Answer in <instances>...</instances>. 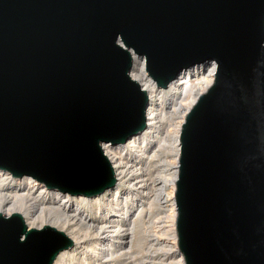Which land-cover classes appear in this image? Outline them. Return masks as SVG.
<instances>
[{"label": "water", "instance_id": "water-1", "mask_svg": "<svg viewBox=\"0 0 264 264\" xmlns=\"http://www.w3.org/2000/svg\"><path fill=\"white\" fill-rule=\"evenodd\" d=\"M263 37L264 0H0V169L98 196L115 184L100 143L146 127L117 39L145 55L157 88L214 60L180 133L178 248L185 264H264ZM71 247L0 214V264H52Z\"/></svg>", "mask_w": 264, "mask_h": 264}, {"label": "bare ground", "instance_id": "bare-ground-1", "mask_svg": "<svg viewBox=\"0 0 264 264\" xmlns=\"http://www.w3.org/2000/svg\"><path fill=\"white\" fill-rule=\"evenodd\" d=\"M261 43L264 46V37ZM117 44L129 52L132 61L128 76L145 91L148 100L144 112L146 127L141 133L122 145L100 143L113 171L114 186L91 198L75 197L67 192L48 191L44 183L29 175L14 179L12 173L0 169V214L3 218L20 214L28 229L49 226L63 232L73 247L58 251L52 264H144L142 258L135 257L143 250V218L155 204L160 205L165 207L164 233L169 234L171 247L177 253L175 263L185 264L176 231L180 133L187 112L215 82L217 64L210 60L188 66L165 89L157 88L156 81L146 73L145 55L127 48L120 38ZM161 114L169 120L178 115L162 139L165 126L159 120ZM165 142L170 155L162 157ZM160 162L166 167L157 182L152 170L160 167ZM156 182L160 183L158 188ZM149 190L150 194L155 193L153 197Z\"/></svg>", "mask_w": 264, "mask_h": 264}, {"label": "rangeland", "instance_id": "rangeland-1", "mask_svg": "<svg viewBox=\"0 0 264 264\" xmlns=\"http://www.w3.org/2000/svg\"><path fill=\"white\" fill-rule=\"evenodd\" d=\"M178 115L175 114L172 116L171 120H169V117L161 116L159 117V120L164 123L165 128L161 132V139L164 138L165 133L164 131H168L172 128L173 123H175L178 120ZM171 121V122H170ZM167 126V127H166ZM168 142V141H167ZM165 142V147L161 156L167 157L170 155L169 146L168 143ZM168 147H167V146ZM168 149V150H167ZM167 151V152H166ZM160 167L155 168L152 170L153 178L164 176L162 174L164 163L160 162ZM161 171V172H160ZM161 180L158 179L157 182H160ZM156 182V183H157ZM158 184V185H157ZM156 187L158 188L160 183H157ZM157 192V191H156ZM151 190H149V196L153 197L155 193L153 194ZM158 194V193H157ZM158 198V199H157ZM157 200H159V196L157 195ZM156 203V201L154 202ZM158 204V203H157ZM165 207L158 206L155 204V206L152 207L151 211L146 212L145 216L143 218L144 225L142 226V237H143V250L142 252H139L135 255L136 259L144 260V264H176L175 263V257L176 252L174 249H172L171 239L169 234H165L164 229H166V222H165ZM146 226V227H145ZM57 228V227H56ZM59 229V228H57ZM145 229V230H144ZM60 230V229H59ZM145 231V232H144ZM177 251V250H176Z\"/></svg>", "mask_w": 264, "mask_h": 264}]
</instances>
